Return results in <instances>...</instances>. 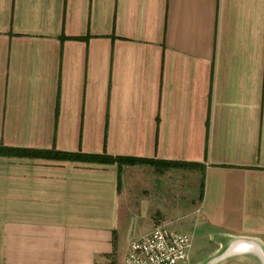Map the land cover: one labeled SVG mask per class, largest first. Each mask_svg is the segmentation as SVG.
Listing matches in <instances>:
<instances>
[{
  "label": "crops",
  "instance_id": "obj_1",
  "mask_svg": "<svg viewBox=\"0 0 264 264\" xmlns=\"http://www.w3.org/2000/svg\"><path fill=\"white\" fill-rule=\"evenodd\" d=\"M156 226L264 264V0H0V264H126Z\"/></svg>",
  "mask_w": 264,
  "mask_h": 264
},
{
  "label": "built area",
  "instance_id": "obj_2",
  "mask_svg": "<svg viewBox=\"0 0 264 264\" xmlns=\"http://www.w3.org/2000/svg\"><path fill=\"white\" fill-rule=\"evenodd\" d=\"M193 246L192 236L172 232L164 226L129 247L126 264H185Z\"/></svg>",
  "mask_w": 264,
  "mask_h": 264
},
{
  "label": "trees",
  "instance_id": "obj_3",
  "mask_svg": "<svg viewBox=\"0 0 264 264\" xmlns=\"http://www.w3.org/2000/svg\"><path fill=\"white\" fill-rule=\"evenodd\" d=\"M28 154V153H27ZM34 156L40 155L39 153L34 152ZM57 158L59 159H77V160H83V161H93V162H100L103 164H114L118 163L119 166L123 165H138V164H146L149 163L146 160H136V159H126V158H111L107 156L103 157H97V156H84V155H67V154H56ZM166 166L171 167L172 164H166Z\"/></svg>",
  "mask_w": 264,
  "mask_h": 264
}]
</instances>
